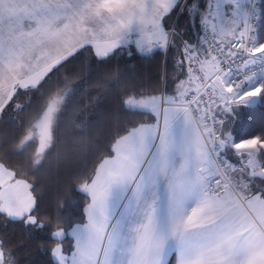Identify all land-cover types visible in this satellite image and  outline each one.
I'll use <instances>...</instances> for the list:
<instances>
[{
    "label": "snow or ice",
    "instance_id": "6c2138e0",
    "mask_svg": "<svg viewBox=\"0 0 264 264\" xmlns=\"http://www.w3.org/2000/svg\"><path fill=\"white\" fill-rule=\"evenodd\" d=\"M93 42L107 57L174 51V94L142 98L151 122L77 192L81 217L40 215L30 191L0 177V214L48 229L55 264H264V134L235 140L236 109L264 95V0H125ZM183 16L196 39L170 24ZM75 202L71 200L68 206ZM0 264H19L0 241Z\"/></svg>",
    "mask_w": 264,
    "mask_h": 264
},
{
    "label": "trees",
    "instance_id": "16d2710c",
    "mask_svg": "<svg viewBox=\"0 0 264 264\" xmlns=\"http://www.w3.org/2000/svg\"><path fill=\"white\" fill-rule=\"evenodd\" d=\"M169 23L185 29L186 38L196 39L183 16H174ZM181 78L174 51L129 57L127 50L117 49L99 57L86 46L50 71L37 88L25 90L26 94L5 106L0 115V158L5 157L4 163L14 167L19 178L31 182L41 216L71 210L82 218L86 201L77 192L79 186L112 156L118 139L151 120L143 111L130 108L127 100L165 91L174 94ZM68 89L71 95L57 115L52 144L38 164V141L25 142V138L48 102ZM248 102L236 109L232 123L231 134L237 142L264 134V95ZM71 200L75 203L70 208ZM47 231H36L0 214V241L13 247L19 264H55L51 245L42 246ZM170 264H176L175 253Z\"/></svg>",
    "mask_w": 264,
    "mask_h": 264
},
{
    "label": "rangeland",
    "instance_id": "374dc122",
    "mask_svg": "<svg viewBox=\"0 0 264 264\" xmlns=\"http://www.w3.org/2000/svg\"><path fill=\"white\" fill-rule=\"evenodd\" d=\"M124 2L125 0H0V115L17 95L37 88L50 71L80 49L91 46L95 50L93 42L104 34L114 20L113 14L107 9L100 10L97 14L98 5L105 4L112 8ZM258 82L251 87H255ZM70 95L69 89L55 95L25 138V142L38 141V164L52 144L57 115L68 104ZM251 100L248 103L256 102L257 98ZM127 105L143 111L142 98L128 99ZM150 122L151 120L145 124ZM130 133L131 131L118 139L113 149L123 144ZM4 161L5 157H1L0 177L4 179L5 185L22 189L29 185L35 197L31 182L19 178L14 167ZM173 253L175 252H170V258Z\"/></svg>",
    "mask_w": 264,
    "mask_h": 264
},
{
    "label": "crops",
    "instance_id": "0c3cea01",
    "mask_svg": "<svg viewBox=\"0 0 264 264\" xmlns=\"http://www.w3.org/2000/svg\"><path fill=\"white\" fill-rule=\"evenodd\" d=\"M258 81H259V80H256L255 82H253V84H255V83L258 82ZM258 83H259V82H258ZM258 83H257V84H258ZM253 84H252V85H253ZM251 101H252V100H251ZM250 103H251V102H250Z\"/></svg>",
    "mask_w": 264,
    "mask_h": 264
},
{
    "label": "built area",
    "instance_id": "2783aa9c",
    "mask_svg": "<svg viewBox=\"0 0 264 264\" xmlns=\"http://www.w3.org/2000/svg\"><path fill=\"white\" fill-rule=\"evenodd\" d=\"M264 76H260V77H258V79H260V78H263Z\"/></svg>",
    "mask_w": 264,
    "mask_h": 264
}]
</instances>
